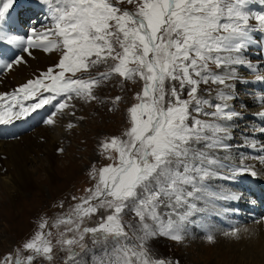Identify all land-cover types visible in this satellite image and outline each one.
Returning <instances> with one entry per match:
<instances>
[{
  "label": "snow or ice",
  "instance_id": "6c2138e0",
  "mask_svg": "<svg viewBox=\"0 0 264 264\" xmlns=\"http://www.w3.org/2000/svg\"><path fill=\"white\" fill-rule=\"evenodd\" d=\"M17 2L0 0V42L27 55L34 49L59 50L61 55L35 79L0 94V124L27 118L53 101L62 111L70 107L73 95L95 100L94 87L112 74L138 77L143 87L127 110L131 127L123 137L101 143V154L112 163L93 167L90 176L96 183L87 195L52 224L41 220L40 230L23 244L29 255L18 249L0 264H33L37 257L50 261L52 232L46 228L62 229L56 242L69 260L77 255L74 247L84 249L90 236L93 244L101 245L94 264H171L152 254L149 241L158 236L181 240L184 222L197 210L195 201L208 195L207 181L229 167L212 154L227 147L223 141L228 130L222 122L239 116L229 107L233 94L225 89L240 81L237 66L264 82V73L245 58L253 34L264 36V9L252 11L250 5H264V0H126L135 4L134 11L119 7L125 0H36L49 23L42 30L31 27L25 35H10L4 25ZM109 60L115 63L98 76H77ZM25 62L24 55L13 53L0 61V69ZM209 83L222 86L216 94L219 103L199 95L201 85ZM260 99L264 104V97ZM30 100L37 102L24 103ZM55 114L44 123L54 124ZM257 115L264 117V111ZM259 131L264 133V127ZM258 159L264 164V156ZM229 170L231 178L257 175L243 163ZM128 213L134 222L124 220ZM96 215L100 220L88 226L86 221ZM239 232L234 228L224 235L238 237ZM207 239L214 237L209 234Z\"/></svg>",
  "mask_w": 264,
  "mask_h": 264
},
{
  "label": "rangeland",
  "instance_id": "374dc122",
  "mask_svg": "<svg viewBox=\"0 0 264 264\" xmlns=\"http://www.w3.org/2000/svg\"><path fill=\"white\" fill-rule=\"evenodd\" d=\"M119 7L129 11L135 10V4H128L126 0L124 3L119 4ZM40 13H42L41 10L35 16L29 15L32 22L35 18L43 21L40 19V16H42V14L39 16ZM252 23H255V21H252ZM253 36L256 40L253 39V43L247 50L245 58L251 61L256 67L257 72H261V67L264 66V44L257 39L259 37L263 38L264 36L261 34L257 35L256 33ZM259 45L261 46L259 47ZM256 47L259 54L252 52V49H256ZM57 53L61 55L59 50H57ZM259 60L261 61L259 62ZM114 63L115 61L109 60L106 64H100L88 72L77 73V76L83 79L98 76L100 72L108 70ZM210 67L214 71H218L215 69V66ZM237 69L240 70V67L237 66ZM4 71L3 73L0 72V75H4L7 72V70ZM239 73L241 72L239 71ZM251 73L254 72L251 71ZM231 83L236 87L230 91L234 99H232L233 102L231 100L229 103V107L239 113V116L232 121L222 122L228 130V138L223 141L227 147H223L225 150L223 148L215 149L212 154L222 164L228 165L229 167L240 166L241 163L252 166V164L256 163L260 168L262 163L259 162V156L247 154L243 151L242 146L245 150L247 149L249 151V148L253 149L251 145L260 143L259 138H261L262 133L259 129L262 127L259 126V129H253L252 127L244 126V124H246L245 121H248L251 115L250 113L257 115L260 112L259 107L262 106L259 105L258 101H252V97L250 98L240 93L241 88L239 90L238 87L244 86L252 89V86L248 87L252 82L248 81L249 84H237L236 81H232ZM176 86L179 87L178 84ZM142 87L143 81L138 77L135 79H124L117 74H112L110 79L103 80L98 87H94L93 94L96 96L95 100H85L84 98L73 95V98L68 101L70 107L62 111H57L54 107L48 114L47 110L44 111V106L35 112L38 116V122L41 124L35 129L31 126L30 133H24L22 131V134H27V136H31L33 141H36L32 145L33 149L28 151L25 157V165L30 173L29 180L32 186L30 185L23 193L22 189H19L15 185L8 184L4 186L1 181L4 180L5 174H2L0 171V260L9 253L15 256L18 249L22 251L23 256L29 255L30 253L23 251V244L40 230L39 224L41 220H47L49 224H52L58 217H62L65 213L69 212L79 202L80 197L87 195L86 190L93 187L96 183L90 176L93 167L99 169L112 163V161L106 159L105 155L101 154V143L113 136L123 137L125 131L131 127L127 110L133 104L137 103L136 94L142 90ZM219 89L216 84H202L199 95L205 99H209L213 103H219L220 101L216 99V94ZM247 91L245 88L244 92ZM44 95H48V93ZM116 97H120V99L117 101ZM184 98H186V95ZM57 99L60 100L61 98L58 97ZM241 99H244L245 103H240ZM35 102L37 101L30 100L24 103L27 105ZM258 108L259 110H257ZM211 110L207 107L205 108V111ZM53 112L57 113L55 116H58L57 120L64 130L65 138L56 144V149L50 156L52 165L49 176L47 172V152L44 151L45 148H48L49 135L44 136L43 134L47 133V129L50 130V128H53L52 125L44 123V120ZM193 115L196 114L193 113ZM199 118L209 119L204 116ZM69 124L74 125V127H68ZM41 128L44 129L40 131ZM39 133L41 136L38 135ZM37 137H41V139ZM254 139L256 142L253 143ZM261 146H264V144ZM61 149L63 151H60ZM113 155L115 154L113 153ZM229 167L219 169L220 175L207 181L209 185L208 195L204 199L195 201L197 210L184 222L183 238L181 240L177 241L165 236H158L149 241V247L155 257L170 261L171 264H177V262L178 264H241L238 258H236L237 256L234 254V251L229 249L230 246L235 244V241L231 239H237V237L225 236L224 233L233 230L235 227H244L252 222L257 224L261 221L260 218L264 217L261 214L264 209V200L261 194L264 185L260 184L264 182V176H258L260 174L251 176L249 173H245V178H249L246 179L248 183L256 189L254 195L249 196L252 198L253 203L250 202L248 197L246 199L242 198L243 201L236 202V210L232 209L233 211L229 212V215H233L235 211L234 217L231 216L229 218L228 215L226 219H222L220 222L222 231L216 232L215 225L212 224V218L209 213L214 214L218 210L217 208H219L218 205H220V208L224 207L226 200L218 199L217 197H220L221 194V196L234 195L232 188L236 186L235 182H240L237 178L244 177L237 175L231 178L232 174L229 172ZM251 180L254 181L251 182ZM6 181L8 180L6 179ZM235 196L240 198L242 195L238 193ZM74 197L76 199H73ZM252 204H255L257 209L261 205V209L258 210L260 211L259 214H256L257 210L254 211L251 209L252 216L258 215L259 217H252L255 221L244 220V223L237 224L236 220H240V217L246 215L247 213L244 214V211L248 207H251ZM240 206L243 207L241 208ZM160 211L165 212L168 209L161 208ZM179 211L182 212L184 209H180ZM102 214H104L103 210ZM99 220L100 215H96L90 220H87L86 223L88 226H94ZM124 220H132L134 222V217L131 213H128L124 217ZM230 223H234L232 227ZM210 228L214 229L209 230ZM216 229L219 230V228ZM49 230L52 232V259L49 261L43 257H37L33 261V264H94L96 257L101 252V245L93 244L91 237L88 236L84 241L85 248L81 249L75 246L74 250L77 255L74 260H69L67 251L63 250L62 246L56 242L59 239V232L62 229L46 228L44 231L47 232ZM128 231L131 235V230ZM209 234L214 237L211 242L207 239ZM238 236L241 235L238 234ZM244 237L248 238V235L239 237V239H243ZM242 264L247 263L242 262Z\"/></svg>",
  "mask_w": 264,
  "mask_h": 264
},
{
  "label": "bare ground",
  "instance_id": "6f19581e",
  "mask_svg": "<svg viewBox=\"0 0 264 264\" xmlns=\"http://www.w3.org/2000/svg\"><path fill=\"white\" fill-rule=\"evenodd\" d=\"M253 7H255V11L264 9L263 6H259L258 4L255 6L253 5ZM40 10H41V7L36 2V0H18L17 4L14 6V10H10L11 19L6 20L5 25H4L5 31L10 35H25L28 32L29 28L31 27H37L38 29L42 30L43 27L49 23L47 22L48 20L45 18V15L43 14V12L39 14V16L42 14V16H40V19L43 21H40L35 18L32 22V19L29 16V15L35 16L37 13L40 12ZM24 22L26 23L23 24ZM20 28H24L25 30L20 29ZM253 39L256 40L254 36H253ZM257 40L264 44V37L263 38L259 37V39ZM261 45H259V47ZM257 51H258L257 47L256 49L255 48L252 49V52L254 53H258ZM13 53L24 55V60L26 62L19 64V65H15L11 70H7V72L4 75L3 74L0 75V94L10 93L13 90L17 89L21 84L25 83L27 80L35 79L42 72L46 71L47 68L56 64L57 60L60 57V54H58L59 52L57 53V51L46 53L39 49H34L32 50V55H27V54L21 53L19 49H16L11 45H6L3 42H0V61H8L10 57V55L8 54H13ZM260 61L261 60H259V62ZM239 67H240V70L237 69V73L238 75H240L241 79L239 82H237V84H244V83L249 84L248 83L249 81L252 83L251 85H248V87L252 86V89H254L257 86L256 84L257 82L255 81V74L251 73V70H248L245 67H242V66H239ZM261 69L260 70L264 73V66H262ZM0 70H1L0 72L2 73L5 72L4 69H0ZM239 71L241 73H239ZM232 85L233 87L231 89L236 87L234 84ZM221 87L222 86L219 87L218 85V88H221ZM231 89H225V91H231ZM230 102L231 101H229L228 103ZM57 117H58L57 115L53 117V119L55 120V123L52 124L53 128L52 129L50 128V130L47 129L48 130L47 133L43 134L44 136L49 135L48 136L49 144L47 146L48 148H45L44 150L47 152L46 160L48 162L47 163L48 175L50 174V169L52 165L50 161L51 159L50 156L55 151L56 144L60 143V141L65 138L64 130L61 128L60 124L58 123ZM35 118H36L35 114L32 113L27 118H23L24 120L20 119V120H15L10 124H0V133H2L0 135V171L2 174L3 173L5 174V178L3 181H1V183L4 186H7L8 184L15 185L19 189H22V193L25 190H27L30 185L32 186L29 180L30 173L25 165L26 164L25 157H26V153L33 149L32 145H34V142H36L31 139V136H27V134L26 135L22 134V131H25L23 129V126H24L23 123L26 119L35 120ZM245 122L247 123V121ZM42 129L44 128H41L40 131H42ZM38 135H40V133ZM262 136L264 138L263 133H262ZM262 136L261 138H259L260 143L257 144L256 147L253 149H258L259 147L264 148V146H261L262 143H264V141H262ZM37 138L41 139V137H37ZM254 142H256L255 139L253 140V143ZM223 150L225 149L223 148ZM252 168L257 172V174H260L258 176H264L263 175L264 174V164H261L259 168V165L258 164L256 165V163H254L252 164ZM238 176L240 177L244 176V177L237 178L240 182H235L236 186L232 188L234 195L233 194L232 195L236 197L235 194L239 193L242 196L240 198L236 197L235 199H233L232 198L233 196L229 195L228 196L229 198L225 200V206L224 207L221 206L222 208H220V205H218L220 209L217 208L218 210H216L214 214L211 213V216H210L212 218L211 222L213 225H215V227L214 226L213 227L215 228L216 232L218 231L220 232V230L222 231V227H220V222L222 219L224 218L226 219V216L228 217L229 212L233 211L232 209L236 208L237 206L236 202L243 201L242 198L246 199L247 194L248 196L251 197L252 195H254L253 193L256 191V189L251 184L248 183V180H246L249 178H245V174H241ZM6 179L8 181H6ZM260 184L264 185V182H261ZM16 191L18 192V190ZM261 194L263 195L262 197L264 200V189L261 191ZM250 197H249L250 202H253L252 198ZM254 197H257V196H254ZM254 202H255V199H254ZM240 207L242 208L243 206H240ZM263 211L261 213L262 216L264 215ZM233 213H234L233 215H229V218L231 216L234 217L235 211ZM259 213L260 211L258 212L256 211V214H259ZM248 215L250 216V218H247L246 220H250V221L254 220L252 217L254 218L259 217L258 215L252 216L251 212ZM239 219L240 220H236L237 224H240L241 222L244 221L243 216L240 217ZM260 219L261 221H259L257 224H254L252 222L244 227L239 228L240 229L239 234L241 236H238L237 239H231L235 241V244L233 246H230L229 249L234 251V254L237 256L236 258H238V261L241 264L242 262H246L247 264H264V217ZM217 223H218V227H217ZM233 224L230 223L231 227L233 226ZM214 228H210L209 230H213ZM216 228H219V230ZM260 232H261V236H260ZM244 235L246 236L248 235V238L244 237L243 239H239V237H242ZM236 262H237V259H236Z\"/></svg>",
  "mask_w": 264,
  "mask_h": 264
}]
</instances>
